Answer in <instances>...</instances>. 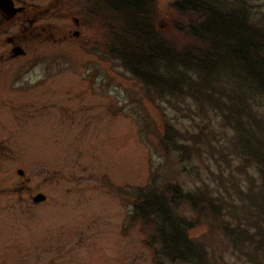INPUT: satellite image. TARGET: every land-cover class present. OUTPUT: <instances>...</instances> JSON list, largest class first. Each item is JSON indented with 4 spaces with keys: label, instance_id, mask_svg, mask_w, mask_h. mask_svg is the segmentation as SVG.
Here are the masks:
<instances>
[{
    "label": "rangeland",
    "instance_id": "obj_1",
    "mask_svg": "<svg viewBox=\"0 0 264 264\" xmlns=\"http://www.w3.org/2000/svg\"><path fill=\"white\" fill-rule=\"evenodd\" d=\"M17 1L31 10L11 28L0 14V53L7 35L26 51L0 62V185L11 171V196L0 192V205L11 199V240L0 244V256L11 264H264L251 220L240 216L251 240L234 233L237 207L222 219L197 214L186 201L177 211L191 219L187 235L200 254L167 255L153 223L134 211L133 194L154 180L194 195L221 194L230 205L259 189L264 162L242 148L255 143L249 129L264 131V94L242 86L228 66L201 100L158 98L112 57L106 19H92L85 0ZM172 1L155 0L154 26L189 50L196 41L179 27L196 16ZM240 1L264 24V0ZM239 109L243 119L234 115ZM169 129L165 148L160 139ZM179 142L193 148L189 158L180 145L173 150ZM36 194L41 202L32 200ZM225 220L233 231H224Z\"/></svg>",
    "mask_w": 264,
    "mask_h": 264
},
{
    "label": "trees",
    "instance_id": "obj_2",
    "mask_svg": "<svg viewBox=\"0 0 264 264\" xmlns=\"http://www.w3.org/2000/svg\"><path fill=\"white\" fill-rule=\"evenodd\" d=\"M85 1L92 19L95 16L106 19V37L112 57L130 70L148 90L157 93L158 98L179 95L201 100L206 90L214 93L218 79L227 76L228 66L235 67L237 75L242 78V86H251L264 94V24L251 19L249 9L240 0L238 5H228V0H173L172 7L176 11L196 16L190 24L179 27L180 33L184 32L196 41L189 50L179 49L155 28V0ZM241 112L240 109L235 112V117ZM255 121L260 120L255 118ZM248 132L255 143L245 142L242 149L251 152L260 163L264 162V131L256 134L249 129ZM172 133L170 129L165 131L160 139L162 147L166 148L173 141ZM174 147L181 150V157L186 158L193 150L181 142L174 145L173 150ZM133 194L136 198L134 211L153 223L154 236L161 249L173 258L187 260L194 250H197L196 256L201 250L187 235L191 219L177 211L179 203L184 201L191 202V208L197 214L210 212L222 219L231 212L230 208L237 207L233 211L239 230L234 233L242 236L240 241L252 239L248 226L245 229V223L240 224V216H245L247 221L251 220L256 233L262 236L260 246L264 245V184L259 189L250 187L245 198L230 205H226L221 194L214 197L204 193L194 195L193 191H183L175 183L158 187L154 180ZM231 215L234 216L232 212ZM223 222L226 233L233 231L228 220ZM255 245L258 250V241Z\"/></svg>",
    "mask_w": 264,
    "mask_h": 264
},
{
    "label": "flooded vegetation",
    "instance_id": "obj_3",
    "mask_svg": "<svg viewBox=\"0 0 264 264\" xmlns=\"http://www.w3.org/2000/svg\"><path fill=\"white\" fill-rule=\"evenodd\" d=\"M12 1H13V6L18 8V10L14 14H11V12L2 11L0 9V14L3 16L4 20L9 21L8 22L9 24H7L8 28H11V20H13V22H14L17 17H19L23 14H26V13L29 14V12L31 10V8L27 5H25L24 3H20L17 0H12ZM31 19H32L31 21L35 20V18H31ZM6 38L4 39L3 42L6 41L5 43L7 44L8 49L4 50L3 52L0 53V62L5 61V59L10 60V62H11V57H18V55H20V56L26 55L25 54L26 51L24 49H22L21 46L19 45L20 42H16L14 40V38L11 37V35H7ZM5 56H7V57H5ZM20 171L21 170H18V172H20ZM9 175H10L8 178L9 182L0 185V192L1 193L7 192L11 196V171L9 172ZM4 176H7V175H3V178H4ZM13 185H15V187L18 186V188H20L22 186V184L20 182L13 183ZM36 195H39V194H36ZM36 195H34L32 197L33 201H35L34 197ZM42 197L43 196L41 195V199L38 200L39 202H41ZM8 210L11 212V199L9 200V203L7 202L6 204L0 205V212L3 213V214H0V240H1L0 244L1 245H3L4 242H8L9 240H11V219H10L11 216H10V212H6ZM1 230H2V232H1ZM4 258H6V257L3 255L0 256V264H11V260L8 261Z\"/></svg>",
    "mask_w": 264,
    "mask_h": 264
},
{
    "label": "water",
    "instance_id": "obj_4",
    "mask_svg": "<svg viewBox=\"0 0 264 264\" xmlns=\"http://www.w3.org/2000/svg\"><path fill=\"white\" fill-rule=\"evenodd\" d=\"M0 9L5 12H11V14H14L18 8L13 6V1L12 0H0ZM41 195H36L34 197V200H40Z\"/></svg>",
    "mask_w": 264,
    "mask_h": 264
}]
</instances>
